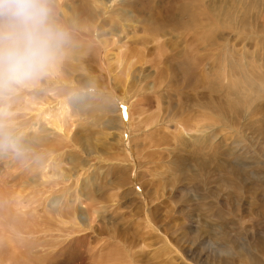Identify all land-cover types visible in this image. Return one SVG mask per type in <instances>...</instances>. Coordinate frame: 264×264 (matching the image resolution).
I'll return each mask as SVG.
<instances>
[{"label":"rangeland","instance_id":"1","mask_svg":"<svg viewBox=\"0 0 264 264\" xmlns=\"http://www.w3.org/2000/svg\"><path fill=\"white\" fill-rule=\"evenodd\" d=\"M128 1L0 90V264H264V0Z\"/></svg>","mask_w":264,"mask_h":264},{"label":"clouds","instance_id":"2","mask_svg":"<svg viewBox=\"0 0 264 264\" xmlns=\"http://www.w3.org/2000/svg\"><path fill=\"white\" fill-rule=\"evenodd\" d=\"M66 40L50 0H0V90L47 75Z\"/></svg>","mask_w":264,"mask_h":264},{"label":"bare ground","instance_id":"3","mask_svg":"<svg viewBox=\"0 0 264 264\" xmlns=\"http://www.w3.org/2000/svg\"><path fill=\"white\" fill-rule=\"evenodd\" d=\"M138 1H141V0H138ZM199 1L200 0H195V1L194 0H179L178 1V4L176 5V8H175V3L169 2L164 7L165 8V10H164L165 16L168 17V18H170V21H175V22L178 23L181 20L182 16H183V13L182 12H184V13H190V15L192 17L191 18V23L193 24L196 21L197 13H202L201 10H200L201 8H200ZM126 3L128 5H132L131 3H129L128 0H126ZM162 6H164V5H162ZM83 10H86V8L83 7ZM203 24H205V22ZM259 244H262V241H259ZM253 264H259V262H254Z\"/></svg>","mask_w":264,"mask_h":264},{"label":"snow or ice","instance_id":"4","mask_svg":"<svg viewBox=\"0 0 264 264\" xmlns=\"http://www.w3.org/2000/svg\"><path fill=\"white\" fill-rule=\"evenodd\" d=\"M123 107V106H122Z\"/></svg>","mask_w":264,"mask_h":264}]
</instances>
